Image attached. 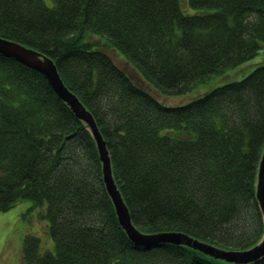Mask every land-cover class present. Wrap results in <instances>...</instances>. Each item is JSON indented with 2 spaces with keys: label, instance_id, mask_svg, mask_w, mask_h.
I'll use <instances>...</instances> for the list:
<instances>
[{
  "label": "trees",
  "instance_id": "16d2710c",
  "mask_svg": "<svg viewBox=\"0 0 264 264\" xmlns=\"http://www.w3.org/2000/svg\"><path fill=\"white\" fill-rule=\"evenodd\" d=\"M0 0V36L51 58L92 114L132 223L225 250L264 234L255 197L264 64L180 105L178 95L252 58L264 0ZM91 34L99 35L93 37ZM105 47L122 53L140 81ZM46 204L53 250L25 234L22 264H236L180 244L135 246L118 223L85 123L46 78L0 55V211ZM247 264H264V256Z\"/></svg>",
  "mask_w": 264,
  "mask_h": 264
},
{
  "label": "water",
  "instance_id": "95a60500",
  "mask_svg": "<svg viewBox=\"0 0 264 264\" xmlns=\"http://www.w3.org/2000/svg\"><path fill=\"white\" fill-rule=\"evenodd\" d=\"M0 55L40 72L48 81L55 94L64 101L75 115L88 127L95 141L101 162L102 180L106 192L113 204L119 225L135 246L151 249L163 243L180 244L192 247L212 258L236 264L255 262L264 256V234L258 243L246 249L225 250L204 242L195 237L175 230L144 233L132 223L129 210L114 180L111 168V158L106 142L89 110L84 107L78 97L64 84L54 61L42 52L27 47L20 42L0 36ZM255 197L264 220V148L262 150L255 182ZM264 223V222H263Z\"/></svg>",
  "mask_w": 264,
  "mask_h": 264
},
{
  "label": "rangeland",
  "instance_id": "374dc122",
  "mask_svg": "<svg viewBox=\"0 0 264 264\" xmlns=\"http://www.w3.org/2000/svg\"><path fill=\"white\" fill-rule=\"evenodd\" d=\"M44 2L48 6L53 5L52 0H44ZM179 4L185 14L200 13L207 10L190 8L188 0H179ZM91 36L99 37L95 34H91ZM105 49L116 63L130 73L133 79L141 82L138 73L127 64L122 53L116 49L113 51L108 47H105ZM258 64H264V42L252 58L235 66V68H226L221 73L212 74L181 94L165 95L158 94L155 91L153 93L165 105H180L208 89L235 79H241ZM45 209V203L40 207H32L31 201L25 199L18 201L8 210L0 211V264H22L21 254L25 234H35L40 240L42 250H53V242L48 234V221L46 218L41 217V213H44Z\"/></svg>",
  "mask_w": 264,
  "mask_h": 264
}]
</instances>
